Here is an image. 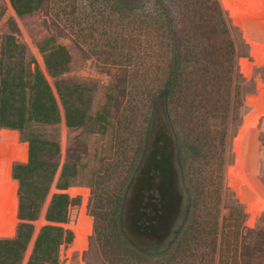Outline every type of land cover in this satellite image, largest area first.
<instances>
[{"label":"trees","instance_id":"16d2710c","mask_svg":"<svg viewBox=\"0 0 264 264\" xmlns=\"http://www.w3.org/2000/svg\"><path fill=\"white\" fill-rule=\"evenodd\" d=\"M151 2L160 8L159 14L153 13L151 18L161 24L169 44L168 76L153 94V100L162 96L167 99L178 134V162L184 169L190 204L186 218L182 213L159 249L145 252L124 234L121 219L125 193L144 152L145 137L140 134L133 152L122 157V166L109 173L114 180L112 194L99 188L89 204L95 221L94 238L109 264H264V228L245 231L246 213L237 199L223 217V225L219 223L229 122L243 106L240 85L236 84L238 54L228 15L220 0ZM11 3L23 16L40 10L45 0ZM254 4L258 5V0ZM136 9L132 10L135 14ZM244 21L254 27L245 38L255 53L264 56V21ZM41 48L46 52L51 75L58 76L67 70L71 56L65 46L56 45L49 38ZM34 62V58L27 56L26 44L15 33L8 34L0 58V139L3 131H20L29 145V159L20 160L22 143L7 147L0 144V198L4 203L0 264H22L34 234L32 221L38 218L58 170L60 143L31 130L35 123L54 125L61 121L54 91L40 68L32 69ZM254 64L263 66L264 60ZM254 64L243 59V72L250 76ZM57 90L67 125H87L92 101L88 96L90 88L60 80ZM106 119V114H102L97 122ZM234 148L239 179L230 180V185L247 205L249 214L262 196L259 189L250 186V134L235 140ZM77 173L76 163H66L58 188H69ZM11 181L17 182L16 202L9 198ZM207 195L218 204L217 210L209 202L201 201ZM77 200L66 192L54 194L46 219L55 224L42 227L28 264H62L61 246L72 243L74 234L59 224L70 222V206ZM18 211L24 221L17 228ZM91 229L92 218L88 216L84 228L74 230L75 239L68 255L87 247Z\"/></svg>","mask_w":264,"mask_h":264},{"label":"rangeland","instance_id":"374dc122","mask_svg":"<svg viewBox=\"0 0 264 264\" xmlns=\"http://www.w3.org/2000/svg\"><path fill=\"white\" fill-rule=\"evenodd\" d=\"M151 1L45 0L40 10L20 16L11 0H0V58L6 36L15 33L18 40L26 44L28 58L36 60L31 65L32 69L38 66L50 83L61 113V121L58 124L35 123L31 128L44 137L58 141L61 152L58 156V170L48 195L38 218L32 221L35 225L34 234L22 264H28L42 227L55 224L48 221L46 215L54 194L60 192L68 193L71 198H78L70 206V222L59 224L71 230L74 239L75 231L72 227L76 224L83 207L87 213L85 223L88 216L92 218L87 247L68 255L74 239L69 245L63 244L60 249V262L62 264H109L102 256L100 246L94 238L95 221L89 213V204L94 198V193L102 188L108 194H112L110 192L113 190L114 180L109 173L122 166V157L126 153L129 155L133 152L132 147L135 149L133 145H137L140 134H144V150L146 149L148 139L153 138L158 117L170 118L179 149L178 134L170 117L166 97L162 96L157 101L153 100V94L158 92L168 76L169 44L161 24L155 23L151 18L153 13L158 15L160 9ZM220 1L233 27L232 34L238 54L236 67L239 75L236 84L240 85L243 106L238 116L229 122L219 223L223 225V217L229 213L237 199L246 213L244 225L247 231L264 228V192H261L258 206L248 214L247 205L238 197L237 192L230 185V180L239 179L235 170L237 158L234 148L235 140L238 141L240 136L250 134L251 175L255 152V145L251 138L252 127L254 125L260 127L264 122V65L254 64L256 61L264 60V56L255 53L245 38V35L250 34L254 27L244 21L246 7L251 5L260 8L263 0H258V5L254 4L255 0ZM136 7L135 14L132 10ZM49 38H53L56 45L65 46L71 56L67 70L58 76H53L49 72L46 52L41 48V44ZM243 59L254 64L250 76L242 70ZM60 80L90 88L88 96L92 101L88 111L87 125L78 127L67 125L65 109L57 90V82ZM102 114H106L107 119L99 123L97 118ZM2 134L0 144L4 147L16 142L22 143L19 157L21 161L27 162L29 145L22 139L20 131H3ZM258 139L260 152L264 155V131L260 132ZM66 163H76L78 173L73 178V184L66 190H61L58 188V182ZM179 168L182 188L186 196L183 209V217L186 218L190 199L184 179V169L180 164ZM258 178L264 185V156L260 159ZM78 187L89 190L85 202L80 193L69 192L71 188ZM212 189L213 187L209 190ZM17 191V182L11 181L9 198L14 202L17 201ZM210 199H212L210 195L202 196L201 201L205 204L209 202L217 210L218 204H215L214 199L211 201ZM0 203L3 207L1 226L4 217V203L1 198ZM18 219L17 228L24 221L19 218V211ZM256 259L259 261L258 258Z\"/></svg>","mask_w":264,"mask_h":264},{"label":"water","instance_id":"95a60500","mask_svg":"<svg viewBox=\"0 0 264 264\" xmlns=\"http://www.w3.org/2000/svg\"><path fill=\"white\" fill-rule=\"evenodd\" d=\"M157 122L125 197L121 219L124 234L145 252L161 248L170 237L186 199L171 120L163 116Z\"/></svg>","mask_w":264,"mask_h":264},{"label":"bare ground","instance_id":"6f19581e","mask_svg":"<svg viewBox=\"0 0 264 264\" xmlns=\"http://www.w3.org/2000/svg\"><path fill=\"white\" fill-rule=\"evenodd\" d=\"M246 20L249 21H264V0L262 6L260 8H255L251 5H248L245 10L244 15ZM262 125L259 127L254 125L252 127V142L255 145V152H254V160L252 164V170L250 175V186L256 189H259L261 192H264V185L259 180L258 175L260 173V159L264 155L260 152V143H259V134L261 131H264V122L261 123ZM262 164V163H261ZM70 193H80L84 197V202L88 197L89 190L87 188H71L69 190ZM85 205V204H84ZM2 214H3V207L0 203V223L2 221ZM86 209L83 207L77 217V222L73 225L74 230H81L84 227L85 220H86Z\"/></svg>","mask_w":264,"mask_h":264},{"label":"flooded vegetation","instance_id":"af4514ba","mask_svg":"<svg viewBox=\"0 0 264 264\" xmlns=\"http://www.w3.org/2000/svg\"><path fill=\"white\" fill-rule=\"evenodd\" d=\"M146 145H147V143H146ZM145 152H146V149L144 150V153H143L142 158H141V161L139 162V165H138V167H137V169H136V172L134 173V175L132 176V178H131V180H130V182H129V185H128V188H127V191H126V193H125V197H126V195H127V192H128L129 187H130V184H131V182H132L134 176H135L136 173H137L138 168L141 166V163H142V161H143V159H144V156H145ZM157 181H159V179H157ZM156 196H159V195H158V192H156ZM124 200H125V198H124ZM156 202H160V199H156ZM149 212L152 213V214L155 213V212L152 211V210H150Z\"/></svg>","mask_w":264,"mask_h":264}]
</instances>
